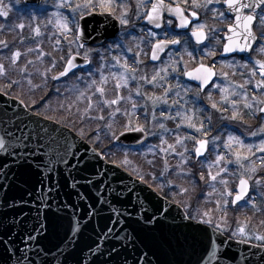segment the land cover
<instances>
[{"label": "snow or ice", "instance_id": "1", "mask_svg": "<svg viewBox=\"0 0 264 264\" xmlns=\"http://www.w3.org/2000/svg\"><path fill=\"white\" fill-rule=\"evenodd\" d=\"M19 3L0 0V81L5 82L0 96L15 87V98L29 108L25 89L31 93L49 79L76 76V69L87 72L76 76L83 87L74 86L75 102L65 106L63 127L71 123L75 136L0 107V178L5 184L25 189L43 185L45 177L62 178L61 187L70 191L61 210L76 207L73 196L95 208L101 201L93 191L104 186L103 203L119 217L112 207L122 203L119 190L111 189L116 194L109 200V175L97 171L99 158L111 157L97 148L122 137L149 142L152 159L144 163L149 168L159 164L162 174L184 181L178 203L187 211L173 217L179 235L167 264H264V256L256 260V253L247 252L249 247L264 250V0H52L54 10L43 23L35 15L27 23H13L9 17ZM96 17L105 19L90 28ZM92 32L106 33L110 43L89 45ZM7 36L12 39L2 38ZM85 141L95 145L91 156ZM118 166L144 178L143 165L127 154ZM197 189L206 195L193 203ZM26 195L27 190L19 197L21 205L28 203ZM37 199L49 211L41 220L38 207V226L29 230L16 210L17 198L0 184L3 264H84L79 256L82 218L74 220V213L61 217L50 211V202ZM154 215L145 223L159 226L162 221L153 220ZM61 219L67 221L64 235L49 247L46 242ZM107 219L113 222L111 215ZM115 231L105 228L109 236ZM113 239L119 240L120 232ZM125 240L136 248L134 237ZM86 247L90 264H161L155 253L125 255V243L118 249L110 240L103 251L97 241Z\"/></svg>", "mask_w": 264, "mask_h": 264}, {"label": "water", "instance_id": "2", "mask_svg": "<svg viewBox=\"0 0 264 264\" xmlns=\"http://www.w3.org/2000/svg\"><path fill=\"white\" fill-rule=\"evenodd\" d=\"M26 5H39L41 0H24ZM91 19V18H90ZM104 17H96L93 20V23L90 25V28L97 27L96 21L104 20ZM113 23H116L113 21ZM119 25L117 23V29ZM104 29L107 30V33H111L113 28L111 24L105 22ZM104 29H101V32H104ZM111 37L106 33L104 35H97V33L92 32L89 38V45L95 44L97 41L107 42ZM83 64V61H79ZM78 70V69H76ZM75 70V71H76ZM71 74V73H70ZM69 74V75H70ZM65 77H62V80ZM7 105L13 112H24L32 116L33 119L40 120L41 124L47 127L57 128L59 130L65 131L71 136H75V133L72 132L69 128H64L63 125L45 119L41 116L29 112L27 108L19 103L18 99L9 97V96H0V107ZM87 148L89 150V155H92L91 149L93 148L88 142H86ZM116 144L125 146V147H134L141 145L132 139L121 138V141H115ZM98 152V151H97ZM7 171V169H5ZM97 171L101 173L107 172L109 175V180L106 182L111 185V188L107 190V196L109 200L113 195L111 189L119 190V199L122 201L120 204H115L112 207L116 208L120 212V216L117 217L115 213H112L107 210V206L104 205L103 201L105 199L106 189L102 186L99 192L93 191V195L96 198H99L101 203L96 204L95 208L90 207L89 201H78L75 196L71 197V201L76 204L75 208H68L61 210L59 204L61 202L69 200V197L65 195L67 191H70L68 188H62L63 184L62 178H56L49 180L47 177L44 179V184H34V187H26L25 189H19L16 186H9L5 184L4 179L0 178V184L5 185V190L9 192L10 196L17 198V208L16 210L21 213V217L26 220V225L29 230L32 227L38 226V221L36 217V209L39 207L41 211L40 219H44V213L48 212L49 209L40 203L39 197H43L45 203L50 202L52 207L50 211L58 213L61 217L66 214H75L74 220L82 218L81 221V231L83 232V239L80 241V248L83 251L79 252V256L84 260V264H90L91 254L87 249V245L91 244L93 241H97L100 245V251H103L108 242L111 240L113 243H116L117 248H120L122 243L128 245L125 255H129L136 252L137 250L143 252L147 251L150 254L155 253V258H159L161 264H167L168 261L173 259L172 248L175 247V238L176 235H179V232L175 230L174 224L177 221H173V217H179L181 214L185 213L184 209L161 195H159L155 190L149 187L143 181L133 177L130 173L122 169L116 164L109 163L105 160L103 156L99 158L97 163ZM2 175V174H0ZM100 177L94 176L93 179H99ZM13 177H8V180L11 181ZM57 179H60V184H57ZM34 183V182H33ZM52 187V191L49 192L48 188ZM57 189H59V195H57ZM25 190L28 191V195L24 196L25 201L28 203L21 205L19 197L24 195ZM37 198H34V195ZM131 199L132 203L129 204L128 201ZM94 203V200L92 201ZM85 205H88L86 207ZM134 205V207H133ZM105 208V211L99 212V209ZM157 209H167V212L157 211ZM87 213V215H86ZM153 220L162 221V223L157 226L155 223H145V218L147 216L153 215ZM111 215L113 217V222L109 223L107 217ZM120 219V224L115 225V220ZM139 221V223H137ZM59 227L57 233L49 237L48 243L49 247L54 246L59 243V240L63 237L65 228L67 226V221L61 219L59 222ZM115 227L116 231L111 234V236L105 234V228ZM126 231L121 232V229ZM20 229H16V232H19ZM116 232H120V239L114 240ZM34 235H39V233H34ZM126 236H132L135 239L136 248L132 247V244L125 240ZM14 238V237H13ZM6 239V237H4ZM19 247L23 245L17 244ZM11 247V245H9ZM95 248V245H93ZM246 246H239L241 252L244 251ZM235 250V249H234ZM248 255L251 256L252 253H256L255 259L259 260L260 256H264V250L251 248L249 247ZM3 246L0 245V264H3Z\"/></svg>", "mask_w": 264, "mask_h": 264}, {"label": "rangeland", "instance_id": "3", "mask_svg": "<svg viewBox=\"0 0 264 264\" xmlns=\"http://www.w3.org/2000/svg\"><path fill=\"white\" fill-rule=\"evenodd\" d=\"M5 2H9V0H5ZM52 0H48L47 3H45V0L42 1V4L38 7H27L23 4V0H20V3L18 5H15L13 8L12 13L10 14L9 19L13 23L17 22H28V18L31 15L38 16L40 18L41 23H43V20L45 18V15L50 13L54 10L51 7ZM3 23V18H0ZM1 23V22H0ZM62 63V62H61ZM87 72V71H86ZM85 73L77 74L76 76L83 75L86 76ZM76 76L70 75L67 78H63L62 80H51L49 79L47 84L43 86L42 88H37L34 89L31 94H36L38 96H41L45 94L49 89L52 90V94L49 96L46 102H44L38 109L37 112L43 114V112L47 113L48 115H51L52 117H60V116H65L59 108H64L66 105L72 104L75 102L76 99V93L72 90L75 85H79L81 88L83 87V84H81L77 79ZM237 80L242 79L240 76L236 77ZM35 83H41L39 79L35 81ZM15 88V87H14ZM29 94L27 92V89H25V95L28 96ZM51 96H61V98H54L53 100L51 99ZM37 97V96H36ZM35 97V101H37ZM31 104V103H29ZM68 116V114H66ZM45 116V115H44ZM51 119V118H50ZM53 120V119H52ZM76 123H79V121H76ZM103 135V134H102ZM108 141V140H107ZM154 142V141H152ZM108 143L111 146V150L114 152H117L121 154V157L123 158V155L127 154L128 158H131L132 156H137L139 155L140 157L145 159H152L151 155H148V148L150 146L149 142H145V144L140 145L139 147H134V148H127V147H121L117 145L114 141H108ZM106 151V150H105ZM106 153H110V151H106ZM134 162V161H133ZM134 164H137L134 162ZM153 169L152 176L146 177L148 175L147 171L142 168V171L145 173L144 178L142 180H146L148 182L154 181L157 185V188H160L159 190H164L170 193L172 191L171 189L176 188V184L179 186L184 183L179 182L178 180H182L178 177H173L168 174L164 175L160 171V165L157 164V166ZM130 173H132L134 176L137 177V175L129 170ZM175 186V187H174ZM180 188V187H179ZM171 194V193H170ZM169 194V195H170ZM206 195L205 193H202L200 189H197L195 193H193V203H195L197 198H200L202 200V196ZM179 199H182V195L179 196ZM184 208V207H183ZM185 209V208H184ZM187 211V209H186ZM237 215H240V213H235ZM264 230V229H262Z\"/></svg>", "mask_w": 264, "mask_h": 264}, {"label": "trees", "instance_id": "4", "mask_svg": "<svg viewBox=\"0 0 264 264\" xmlns=\"http://www.w3.org/2000/svg\"><path fill=\"white\" fill-rule=\"evenodd\" d=\"M0 22L2 23V20L0 19ZM2 38H8V39H12V37L11 36H7V37H2ZM46 47V50H49L48 49V46L46 45L45 46ZM4 81H0V90H2V88H3V85H4ZM48 91H52V90H48ZM19 94V89H16V88H13L12 90H11V92H10V94L9 95H11V96H13V97H16L17 95ZM52 94V92L51 93H49V94H43V95H41V96H38V95H36V94H29V97L28 96H24V99L26 100V102H28V103H31L32 101H35V97H36V99H37V101L38 100H41V99H43V100H45V102L47 101V99L49 98V96ZM61 98V96H51V99L50 100H53L54 98ZM37 101H35V103L37 102ZM31 104H33V103H31ZM59 110L65 115V116H60V117H52L51 115H48L46 112L44 113L43 112V114L42 115H47V116H49L51 119H53V120H57V119H59L60 121H61V124H63V122L66 120V118L68 117L66 114H68V112H66L65 111V107L64 108H59ZM77 124H79V123H77ZM69 127L71 128V123H69ZM88 142H90L94 147H95V145L91 142V141H88ZM99 151H101V149H103V152H104V154L106 155V156H109V157H111V159H107L109 162H112V163H116V164H119L120 163V160L122 159V157H121V154H119V153H117V152H114V151H112L111 150V146H110V144L108 143V141L107 140H105V142L99 147V148H97ZM110 151V153H106V151ZM105 157V156H104ZM130 160H132V161H134V162H136L137 164H141V165H143V169L144 170H146L147 171V173H151V175H147L146 177L148 178V177H150V176H152V174L154 173L153 172V169L152 168H149L144 162H145V160H143V158L142 157H140L139 155H137V156H132L131 158H129ZM155 174V173H154ZM170 175V177L171 176H173L172 174H169ZM174 177V176H173ZM146 181V180H145ZM149 181V180H148ZM148 181H146L149 185H151L153 188H155L156 190H158L159 191V193L160 194H162L164 197H166V198H168V199H170V200H172V201H175V202H178L180 199H179V196H181V194H180V188H179V186L176 184L175 186H176V188H173V189H171L172 191H170V193H168L167 191H162V190H159L160 188H157V185H156V183L153 181H150V182H148ZM179 182H183V180H178ZM174 186V187H175ZM170 194V195H169ZM235 215H237V214H235Z\"/></svg>", "mask_w": 264, "mask_h": 264}, {"label": "flooded vegetation", "instance_id": "5", "mask_svg": "<svg viewBox=\"0 0 264 264\" xmlns=\"http://www.w3.org/2000/svg\"><path fill=\"white\" fill-rule=\"evenodd\" d=\"M110 41H111V39L110 40H108L106 43H110ZM237 59H239V57H237ZM91 67V66H90ZM87 71V69H85V70H78L76 73L77 74H81V73H85Z\"/></svg>", "mask_w": 264, "mask_h": 264}]
</instances>
